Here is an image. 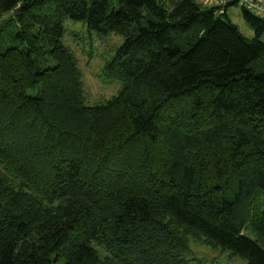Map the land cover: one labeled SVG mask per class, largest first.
I'll list each match as a JSON object with an SVG mask.
<instances>
[{
  "label": "trees",
  "instance_id": "obj_1",
  "mask_svg": "<svg viewBox=\"0 0 264 264\" xmlns=\"http://www.w3.org/2000/svg\"><path fill=\"white\" fill-rule=\"evenodd\" d=\"M235 4L0 0V264H190V236L264 264V21ZM66 20L123 37L103 102Z\"/></svg>",
  "mask_w": 264,
  "mask_h": 264
},
{
  "label": "rangeland",
  "instance_id": "obj_2",
  "mask_svg": "<svg viewBox=\"0 0 264 264\" xmlns=\"http://www.w3.org/2000/svg\"><path fill=\"white\" fill-rule=\"evenodd\" d=\"M205 2V0H201ZM212 0H208L210 3ZM221 1V0H220ZM219 4L221 5V2ZM241 5L235 4L228 9V14L232 21L238 25L239 29L248 37L253 36V32L246 26L240 16ZM13 13H8L7 16ZM4 17V16H3ZM0 18V24L6 18ZM66 33L63 41L75 53L78 68L82 74L83 89L87 105H94L105 101L116 92V85L106 82L101 77L102 66L106 59L115 51L123 40L118 34H110L103 39L97 37L94 31L89 34L87 28L82 23L65 21ZM192 252L190 264H246L242 259L230 255L220 249L211 248L203 241L190 236L188 239ZM102 255L105 251L99 250Z\"/></svg>",
  "mask_w": 264,
  "mask_h": 264
},
{
  "label": "built area",
  "instance_id": "obj_3",
  "mask_svg": "<svg viewBox=\"0 0 264 264\" xmlns=\"http://www.w3.org/2000/svg\"><path fill=\"white\" fill-rule=\"evenodd\" d=\"M220 2L221 5L219 6L222 7L229 3L237 2L243 8L248 10L251 14L255 15L256 17H259L264 21V0H221Z\"/></svg>",
  "mask_w": 264,
  "mask_h": 264
},
{
  "label": "crops",
  "instance_id": "obj_4",
  "mask_svg": "<svg viewBox=\"0 0 264 264\" xmlns=\"http://www.w3.org/2000/svg\"><path fill=\"white\" fill-rule=\"evenodd\" d=\"M200 3L204 4V5H207V6H214V5H220L219 4V1L220 0H212L210 3H208V0H205V2H202L201 0H198ZM233 5L229 6V8H231ZM228 11V10H227ZM240 16H241V11H240Z\"/></svg>",
  "mask_w": 264,
  "mask_h": 264
}]
</instances>
